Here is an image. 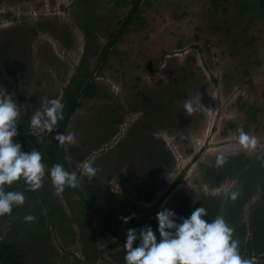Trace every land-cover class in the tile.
Segmentation results:
<instances>
[{
    "label": "rangeland",
    "instance_id": "374dc122",
    "mask_svg": "<svg viewBox=\"0 0 264 264\" xmlns=\"http://www.w3.org/2000/svg\"><path fill=\"white\" fill-rule=\"evenodd\" d=\"M253 1L138 0L139 21L111 48L139 67L126 62L120 68L112 55L96 70L93 82L104 90L98 101L76 97L82 105L63 133H74L75 143L64 144L63 154L67 171L79 179L76 189L89 201L96 193L79 167L84 161L98 167L104 177L94 178L115 194L123 193L120 180L148 167V156L162 154L153 176L158 188L144 198L129 196L134 207L126 208L102 190L97 201L104 216L113 211L133 218L107 225V216L100 219L89 206L95 244L84 243L75 222L81 198L73 188L69 196L57 194L45 175L26 198L23 215L15 214L16 228L0 222V247L19 242L23 233L29 252L22 264H125L126 232L133 225L155 231L164 208L179 221L203 206L205 219L224 217L243 258L264 264V0ZM133 4L0 0V88L16 102L18 118L28 115L30 122L41 101L62 97L80 66L89 72ZM186 102L194 111L185 109ZM241 130L255 138L253 149L239 143ZM47 134L30 127L19 136L45 146ZM221 155L225 163L217 167ZM44 165L50 172V163ZM29 214L35 221L23 219ZM145 214L154 224L142 220Z\"/></svg>",
    "mask_w": 264,
    "mask_h": 264
},
{
    "label": "clouds",
    "instance_id": "9594fccd",
    "mask_svg": "<svg viewBox=\"0 0 264 264\" xmlns=\"http://www.w3.org/2000/svg\"><path fill=\"white\" fill-rule=\"evenodd\" d=\"M63 109L64 104L59 98L44 99L33 113L30 126L53 133L58 121L64 119ZM185 109L194 111L190 102L185 103ZM19 115L16 102L0 88V217L10 215L13 207L24 203L23 192L5 191L6 186L22 179L29 190L36 191L42 187L45 176L42 153L35 149L22 151L21 144L15 140ZM54 139L61 145L72 144L75 143V134L59 133ZM239 143L247 149L256 146L255 138H250L243 130L240 131ZM224 163L225 157L218 156L216 166ZM79 167L89 181L97 177L98 169L89 162L84 161ZM49 175L57 194L63 193L66 187L79 186L77 174L65 170L61 164L54 165ZM236 195L232 193L231 198L236 199ZM206 215V209L201 206L189 217L179 218L178 221L173 210L164 208L156 216L159 241L151 226L145 225L139 230L129 228L124 244L125 264H250L241 256L239 241L233 238V229L224 217L217 215L215 219L208 220ZM132 218L123 217L122 221L127 224ZM35 219L31 214L24 217L26 222Z\"/></svg>",
    "mask_w": 264,
    "mask_h": 264
},
{
    "label": "trees",
    "instance_id": "16d2710c",
    "mask_svg": "<svg viewBox=\"0 0 264 264\" xmlns=\"http://www.w3.org/2000/svg\"><path fill=\"white\" fill-rule=\"evenodd\" d=\"M246 3L247 2H252V0H244ZM132 2H135V0H132ZM253 2H256L260 5L262 3V0H254ZM140 10V4L139 2L136 3L130 14L128 15L126 21L124 22L123 26L121 27L119 33L115 37V39L112 42V46L114 47L118 38L120 35L125 32L128 28V26L131 23H137L140 19V16L138 15V11ZM108 55H115L118 58V66L120 68L126 67L125 63H128V66H131L132 70H135L136 68L139 67V65L133 66V63L129 61V58L126 56H122L120 54H117L114 50V48L110 49L105 58L108 57ZM138 66V67H137ZM130 70V69H129ZM86 73L82 74L81 72H77L74 75H72L70 79V84L73 86V89H66L63 93V97L60 99L61 102L64 104V109H63V115L64 119L61 121H58L56 125V130L51 133L47 134L45 140L48 141L52 135L53 138L51 139V142L47 146L46 150L44 151L42 155V163L48 162L50 165L53 167L56 164H61L65 170H67V164L66 160L63 157V145H61L58 141L54 139L55 135L59 133H63L65 130V127L67 126L69 119L71 115L73 114L74 110L78 108L81 104L80 101H76V97L78 95H81L82 97L85 98H94L97 94V88L92 84V82H89L87 84L85 83L86 79ZM101 95V93H99ZM30 122H29V116L28 115H22L18 118L17 121V132L18 135L15 137V140L21 139L22 140V151H31L33 149L41 151V149L44 147V145L36 144V143H29L27 140H23L21 136H19L22 132L29 131L30 130ZM31 138V136H30ZM32 140V138H31ZM44 143V144H45ZM147 150H149L148 146H145ZM151 159V162L148 164V167L146 168L143 167L140 169V173L136 171L137 173L131 177V179L124 178L120 180V188L122 189L123 193H111L109 191V188L106 187L99 179L93 178L91 181L88 180V178L85 176V180L89 182V188H92V191L96 193L94 196L93 201H89L83 197V193L76 188L73 189L74 192L77 193L79 198H81V201H79L78 204V215H75V222L79 225V233L81 235V238L84 243H93L95 238H94V231L92 230V219L90 216V207L92 210L98 212V216L100 219H103L104 217H109L114 214L113 211L107 212V214L104 216L102 213L103 207L100 205L101 203L97 201L99 199V194L102 192V190L105 192L106 196L108 198L115 197L118 200V203L126 208V207H134L133 201L129 198V196H132L133 198H144L145 196H151L154 191L158 188L155 185V182L153 181V176L154 173H156L160 167V162L163 161V155L162 154H156L152 153L150 156H148ZM98 169V167H96ZM101 171L98 169L97 175L102 179L104 175L100 173ZM48 177L49 172L45 173ZM69 187H66L65 190L63 191V194L65 196H69ZM5 191H20L23 192L24 194V203L26 198H31L34 194L35 191L29 190L25 182L21 179L17 182H14L11 186H6ZM23 205L15 206L12 209V213L10 215L6 214L3 217H0L2 219V222H12V229L13 227L16 228V222L14 221V217L16 213L21 214L23 212ZM23 214H21L22 216ZM106 217V223L107 225H110L111 223L119 222L121 225H124L122 218L123 217H118L117 215H113L114 221H109L108 218ZM24 219V217H23ZM145 221H148V216H144L142 218ZM151 222V221H149ZM52 225H54V222H52ZM132 228H137L136 225H133ZM156 229V228H155ZM33 234L32 237L36 240L39 238V236L34 237L36 229L33 227V230H31ZM155 234L158 233L156 230L154 231ZM8 235H10V232H8ZM19 242L17 243H12L10 242H3L1 247H0V264H22L23 259H25L28 255L29 249L26 247L22 241L26 240V235L21 234L18 236L17 239ZM121 241H118L117 243L111 245V247H114L117 244H120ZM94 244V243H93ZM95 248V247H94ZM122 254V252H120Z\"/></svg>",
    "mask_w": 264,
    "mask_h": 264
},
{
    "label": "flooded vegetation",
    "instance_id": "af4514ba",
    "mask_svg": "<svg viewBox=\"0 0 264 264\" xmlns=\"http://www.w3.org/2000/svg\"><path fill=\"white\" fill-rule=\"evenodd\" d=\"M136 1V0H135ZM134 5V4H133ZM136 5V4H135ZM134 5V6H135ZM134 6L130 9V11H129V13H128V15L130 14V12L132 11V9L134 8ZM128 15L125 17L126 19H127V17H128ZM124 18V22L126 21V19ZM122 21V23L120 24V27H119V30L117 31V33H115L112 37H113V39H111L112 41H109V43H108V45L107 46H105L104 47V49L102 50V52H101V54L99 55V57H98V59H97V62H96V64L94 65V67L89 71V72H85L86 70H85V68L84 67H82V66H80L79 68H77V70L75 71V72H73L72 73V75H74L75 73H77V72H81L82 74H84V73H86V79H85V83L84 84H87V83H89V82H92V84L97 88V94H96V98H98L99 97V93H102L103 92V88L101 89L100 87H99V85H97L95 82H93V76H94V74H95V72H96V70L98 71V69H99V67H103V64H105L106 62H108L109 61V58L111 57V55H108V57H106L105 58V56H106V54H107V52L110 50V48H111V43L113 42V40L115 39V37L117 36V34L119 33V31H120V29H121V27L123 26V24H124V22ZM102 56V58H101V60H100V57ZM117 58V60L116 61H114V59H113V61H114V63H116V64H118V61H119V59L118 58H120V57H116ZM126 65V64H125ZM72 75H71V77H72ZM71 77H70V79H71ZM70 79H69V87H71V89H73V86L70 84ZM79 96V95H78ZM63 97V96H62ZM62 97H60L59 99H61ZM80 97H82L81 95H80ZM94 97V98H95ZM95 98V100L96 101H98L97 99ZM93 99V98H92ZM81 100V98L80 99H77L76 98V101H80ZM81 105H82V103H80ZM80 105V106H81ZM79 106V107H80ZM77 109V108H76ZM75 109V110H76ZM74 110V111H75ZM103 110H104V108H103ZM105 112H106V114H111L112 115V120L114 119V116H115V112L114 111H112L109 107H107V109L105 110ZM74 113V112H73ZM105 114V115H106ZM73 115V114H72ZM71 115V116H72ZM70 119H71V117H70ZM70 119H69V122H70ZM111 120V121H112ZM110 121V122H111ZM69 122H68V124H69ZM142 123V122H141ZM68 124H67V126H68ZM29 127H31V126H29ZM65 129H66V127H65ZM65 131V130H64ZM22 133H24V132H22ZM21 133V134H22ZM64 133V132H63ZM55 134V133H54ZM53 134V135H54ZM53 135H52V137L47 141V143H46V145L41 149V153H42V155H43V153H44V151L46 150V148H47V146L49 145V143L51 142V139L53 138ZM64 150V149H63ZM63 157H64V159L66 160V157L64 156V154H63ZM77 162H79V161H77ZM66 164H67V170L68 169H70V166L68 165V161L66 162ZM74 189V188H73ZM118 193H120V192H118ZM131 199V198H130ZM132 200V199H131ZM144 216H148V221H145L144 220V222H148V223H150V224H154V222H155V220L154 219H152L148 214H145ZM143 216V217H144ZM142 217V218H143ZM143 220V219H142ZM2 221V219L0 218V222ZM149 221H151V222H149ZM95 244V243H94ZM254 258V257H253ZM259 263V262H258ZM257 263V264H258Z\"/></svg>",
    "mask_w": 264,
    "mask_h": 264
},
{
    "label": "water",
    "instance_id": "95a60500",
    "mask_svg": "<svg viewBox=\"0 0 264 264\" xmlns=\"http://www.w3.org/2000/svg\"><path fill=\"white\" fill-rule=\"evenodd\" d=\"M137 2H138V0H136V1L134 2V5H135ZM134 5H133V6H134ZM101 58H102V56L100 57V60H101Z\"/></svg>",
    "mask_w": 264,
    "mask_h": 264
}]
</instances>
